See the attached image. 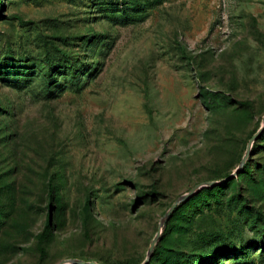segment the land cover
<instances>
[{
	"label": "rangeland",
	"instance_id": "rangeland-1",
	"mask_svg": "<svg viewBox=\"0 0 264 264\" xmlns=\"http://www.w3.org/2000/svg\"><path fill=\"white\" fill-rule=\"evenodd\" d=\"M177 261L264 264V0H0V264Z\"/></svg>",
	"mask_w": 264,
	"mask_h": 264
},
{
	"label": "trees",
	"instance_id": "trees-1",
	"mask_svg": "<svg viewBox=\"0 0 264 264\" xmlns=\"http://www.w3.org/2000/svg\"><path fill=\"white\" fill-rule=\"evenodd\" d=\"M65 62L66 63H68V65H65L66 66V71H67V73H69V75H70V78H71V80H72V82H73V84H79V77L77 76V68H75L74 67V63L73 62H71L70 60H67V59H65ZM45 83H46V86L48 87V86H50L52 83H54L55 82V79H54V77L52 76V72H50V71H48L47 73H46V78H45ZM243 173H246V174H249V171L247 170V167L245 166L244 167V169H243ZM227 183V182H226ZM219 189L217 188V187H215L214 189H209V188H206V189H204L201 193H200V195H198V196H196V197H193L191 200H189L187 203H185V204H182L181 205V207L180 208H176L177 210H176V212H177V215H180V216H187V210L189 209V207H190V203H192V204H197V202H199V201H196V200H198L199 198L198 197H200V198H202V200L204 201L205 200V198H206V196L207 195H212V196H216V193H217V191H218ZM198 198V199H197ZM203 203V202H202ZM201 203V204H202ZM85 208L87 207V203L85 204V206H84ZM187 207H188V209H187ZM196 207H197V205H196ZM198 208H199V205H198ZM49 227H50V221H46L45 222V225H44V228H43V231L38 235V239H39V241L41 240V239H43L44 238V236L46 237V234L48 233V229H49ZM176 264H179V262L177 261L176 262ZM189 264H195V262L194 261H192V262H190Z\"/></svg>",
	"mask_w": 264,
	"mask_h": 264
},
{
	"label": "water",
	"instance_id": "water-1",
	"mask_svg": "<svg viewBox=\"0 0 264 264\" xmlns=\"http://www.w3.org/2000/svg\"><path fill=\"white\" fill-rule=\"evenodd\" d=\"M242 162H243V161H242ZM212 184H215V182H212ZM191 192H192V190L189 191L187 194H185L182 198L187 197L188 194L191 193ZM174 206H175V204H173V205L171 206V209H173ZM158 234H159V233H157L156 236L151 240V242H150V247H149V251L152 250V247H153V245H154V243H155V241H156V239H157Z\"/></svg>",
	"mask_w": 264,
	"mask_h": 264
}]
</instances>
